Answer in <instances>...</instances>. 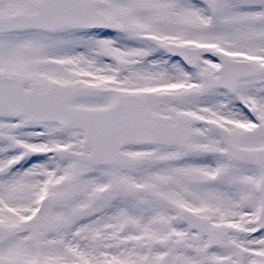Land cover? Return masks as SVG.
<instances>
[{
	"label": "snow or ice",
	"instance_id": "1",
	"mask_svg": "<svg viewBox=\"0 0 264 264\" xmlns=\"http://www.w3.org/2000/svg\"><path fill=\"white\" fill-rule=\"evenodd\" d=\"M0 264H264V0H0Z\"/></svg>",
	"mask_w": 264,
	"mask_h": 264
}]
</instances>
